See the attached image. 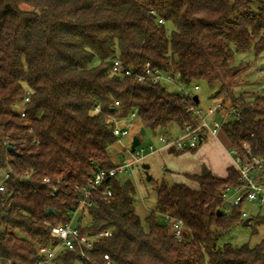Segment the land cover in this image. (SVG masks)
Instances as JSON below:
<instances>
[{"label": "trees", "instance_id": "obj_1", "mask_svg": "<svg viewBox=\"0 0 264 264\" xmlns=\"http://www.w3.org/2000/svg\"><path fill=\"white\" fill-rule=\"evenodd\" d=\"M251 48L264 52V0H0V170L10 171L0 196V264H35L40 245L58 249L51 228L79 205L74 187L119 164L108 152L118 140L115 117L136 112L146 131L165 136L199 124L188 106L200 101L138 79L147 63L181 83H206L231 113L222 127L231 147L249 143L263 153L264 90L251 100L235 90L245 67L233 65L235 55ZM116 59L132 74L115 73ZM185 176L198 186L156 180L155 208L143 218L131 176L107 179L113 195L95 194L77 226L112 234L86 256L60 248L51 264H106L105 254L113 264H264V239L219 244L246 219L244 203L224 210L223 192L240 183L234 166L225 178L207 167ZM167 216L183 221L182 240ZM250 217L264 224L259 212Z\"/></svg>", "mask_w": 264, "mask_h": 264}, {"label": "built area", "instance_id": "obj_2", "mask_svg": "<svg viewBox=\"0 0 264 264\" xmlns=\"http://www.w3.org/2000/svg\"><path fill=\"white\" fill-rule=\"evenodd\" d=\"M264 73V68L261 69ZM113 71L121 75H131L132 71L129 69H123L122 63L119 59L114 61ZM139 80H150L154 83L163 82L164 80L178 81L181 86V93L184 97L193 98L195 94L190 90L191 85L181 83L178 77L170 73L162 72L159 69L151 68L147 63L144 72L137 74ZM200 87L198 84L194 85V89L198 90ZM30 101V91L27 90L24 103ZM119 102H116L118 105ZM99 110V107H96ZM188 110L200 119L199 124L196 127L187 125L182 131L181 135L176 138H167L165 135H160V141L164 144V147L175 148L179 151H185L189 149L197 148L200 142L204 139L205 133L208 132L212 135H218L222 131L223 123L230 116L228 115L223 121L216 119L217 113L220 110H224V104L218 102L212 104L206 111L202 110L199 106L190 104ZM21 116L26 117V110L24 106L21 108ZM236 116L239 115L235 112ZM132 116L137 115L136 112L131 113ZM121 118L115 117L113 119V132L120 138L122 136L129 135V128L121 126ZM153 154L156 152L153 145L150 146ZM145 149H135L132 151V159L124 158L118 165L111 169L98 168L94 171L87 182L84 185H76L74 189L79 196V205L69 211L67 214L70 216L69 222H59L52 226L51 235L58 241V249H54L49 245H40L38 252L41 255L40 259L35 264H51L53 258L57 254L60 248L63 249H80L81 255L86 256L87 250L92 248L95 240L103 236H110L112 231L110 229L102 231L97 235L82 234L77 226V222L81 220V215L84 209L94 204V195L100 193L106 201H109L113 195V191L110 187H104L107 179L116 177L120 174L132 176L134 173V166L138 164L145 156ZM232 155L233 166L238 172L239 184L232 188L225 190L222 194L224 201V210L229 211L232 206H239L242 203L246 204L242 216L244 218L250 217V210L252 208L264 207V152L254 153L249 143H244L242 148H230ZM10 171H5L3 178L0 180V196L8 189V180L10 178ZM45 182L50 183V178L46 177ZM56 187L54 188L55 192ZM172 232L175 237L182 240L185 237V227L182 220L166 217ZM86 221V219H84ZM106 264H113L109 254L104 256Z\"/></svg>", "mask_w": 264, "mask_h": 264}, {"label": "rangeland", "instance_id": "obj_3", "mask_svg": "<svg viewBox=\"0 0 264 264\" xmlns=\"http://www.w3.org/2000/svg\"><path fill=\"white\" fill-rule=\"evenodd\" d=\"M243 64L245 67L242 69L240 73V82L236 86L235 90L237 94H246V99L251 100L256 96V93L263 92L264 90V73L261 69L264 68V52L260 55H257L254 48L246 52H237L235 55V61L233 65L238 66ZM163 83L166 84L167 88L170 91H181V84L178 81L164 80ZM198 84L199 89L195 90L194 85ZM192 84L190 86V90L199 96L200 103L199 107L206 111L209 106L212 104H216L221 101H213L210 99V95L212 94L211 90L204 82H198ZM225 110H220L217 114L216 119L219 121H223V114ZM121 126H126L129 128V135L122 136L118 138L117 142L112 144L109 149V155L112 161L115 164L120 163L125 157L132 159V151L135 149H145L144 154H148L151 152L150 146L153 145L155 150L157 151L158 147L164 145L160 141V134L154 133L150 129H147L145 135H141V129L143 128L142 122L139 120L137 115L132 116L129 115L127 118L121 120ZM140 136L141 144L133 148L132 142L134 136ZM181 135V130L178 126H173L170 130V135L166 136L167 138H176ZM205 136L208 137V140L212 142V140L217 139L212 134L206 132ZM205 140L204 142L206 143ZM218 140V139H217ZM204 143V144H205ZM203 145V144H201ZM199 145L198 148L201 146ZM143 164H149L150 168L146 171L143 168ZM167 162L161 157L160 154H148L143 158L138 164L134 166V173L131 176L132 181L134 182L137 190L136 198H135V207L137 213L143 218L145 217L151 210L155 208L156 201V193L154 190L156 180H159L163 177L168 179L170 182H178L176 177L172 176V174L167 171L168 168ZM4 170H0V180L4 176ZM147 173L152 175L153 181L147 179ZM181 182L187 183L193 187H197V183L192 180L186 178L183 174H181ZM264 215V207L252 208L250 210L251 214L254 216L257 213ZM163 219V218H162ZM185 231V230H184ZM264 239V224H257L255 218H253L248 225H244L243 222L236 225L229 232L225 233L219 240V244L223 245L225 243H232L234 245H242L244 243H249L254 246L261 242Z\"/></svg>", "mask_w": 264, "mask_h": 264}, {"label": "crops", "instance_id": "obj_4", "mask_svg": "<svg viewBox=\"0 0 264 264\" xmlns=\"http://www.w3.org/2000/svg\"><path fill=\"white\" fill-rule=\"evenodd\" d=\"M228 115L231 116V113L225 110L223 118L225 119ZM215 137L218 140L215 139L211 142L205 136L199 144L203 145L184 152L175 148L164 147L160 143V147H158L155 154H160L164 161L167 162L169 166L167 171L176 177L177 180H180L178 182H181V174L185 176L186 173H200L203 167H207L215 176L225 178L228 176L229 167L233 166L230 153L231 142L223 131ZM205 140L208 141L205 143Z\"/></svg>", "mask_w": 264, "mask_h": 264}, {"label": "water", "instance_id": "obj_5", "mask_svg": "<svg viewBox=\"0 0 264 264\" xmlns=\"http://www.w3.org/2000/svg\"><path fill=\"white\" fill-rule=\"evenodd\" d=\"M194 100H195L196 103H199V101H200V100H199V96H198V95H195V96H194ZM145 134H146V129H145V128H142V129H141V135H145ZM140 144H141V138H140V136H138V135L134 136V138H133V142H132V147H133V148H136V147H138ZM8 149H9V150H13V147L10 145ZM143 168H144L146 171H148V169L150 168V165H149V164H143ZM152 178H153L152 175H150L149 173H147V179H148V180H151ZM54 212H55L54 209H49V210L47 211L48 214H50V213H54ZM218 213H221V211L218 210ZM250 221H251V217H248V218H246V219L243 221V224H244V225H248V224L250 223Z\"/></svg>", "mask_w": 264, "mask_h": 264}]
</instances>
